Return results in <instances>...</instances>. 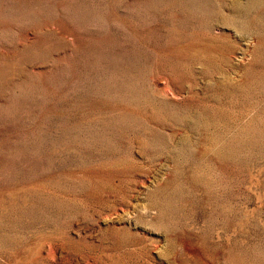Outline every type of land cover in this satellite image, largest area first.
Returning a JSON list of instances; mask_svg holds the SVG:
<instances>
[{
  "label": "rangeland",
  "instance_id": "obj_1",
  "mask_svg": "<svg viewBox=\"0 0 264 264\" xmlns=\"http://www.w3.org/2000/svg\"><path fill=\"white\" fill-rule=\"evenodd\" d=\"M0 264H264V0H0Z\"/></svg>",
  "mask_w": 264,
  "mask_h": 264
}]
</instances>
